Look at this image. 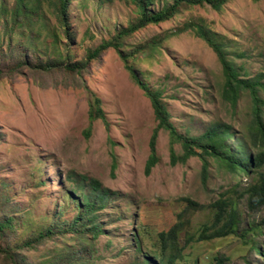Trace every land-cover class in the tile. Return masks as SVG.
I'll use <instances>...</instances> for the list:
<instances>
[{"label":"rangeland","instance_id":"374dc122","mask_svg":"<svg viewBox=\"0 0 264 264\" xmlns=\"http://www.w3.org/2000/svg\"><path fill=\"white\" fill-rule=\"evenodd\" d=\"M13 2L0 0V5L10 8ZM162 4L156 0L152 7L156 9ZM39 6L38 20L20 19L22 24L13 30L9 29V11L0 13V53L9 51L18 42L43 50L40 45L45 44V36L57 24L49 1L41 0ZM69 15L74 35L70 42L72 60L83 61L87 50L107 40L115 29L125 28L136 12L128 0H72ZM187 21L202 23L220 37L228 57L242 67L241 74L253 77L264 68V0H231L220 10L207 3L181 8L173 19L134 32L121 48L128 51L149 41L153 35L164 33L166 36ZM30 27L40 32L35 40L27 33ZM23 32L26 35L18 36ZM60 41L64 38L57 39L59 49L62 48ZM130 61L149 89L161 92V100L178 134L199 137L225 122L229 124V132L243 136L247 142L246 153L260 154L264 160V143L258 140L254 130L255 114L248 92L241 93L235 107L222 98L221 65L214 51L191 29L173 33L158 47L146 48L130 57ZM90 91L101 99L106 121L96 119L89 124ZM260 95L264 99L262 90ZM259 114L264 122V103ZM156 124L148 96L133 82L112 47L90 59L80 73H34L21 69L1 75L0 201L8 196L25 214L14 213L18 223L16 240L47 225L60 206L62 218H72L77 209L69 195L74 190L67 180L68 174L72 179H78L81 174L94 178L110 191L96 218L103 233L95 236L89 233L84 244L74 234L56 235L17 257L20 260L23 257V263L42 264L64 247L76 250L86 246L90 250L84 257L88 256L94 264H130L141 260L143 252L152 254L157 233L176 223L174 214L185 209L183 197L189 196L198 203L192 209L188 206L182 215L188 220L186 230L197 232L201 223L211 218L212 200L222 194L229 195V191H236L238 195L256 181L260 172L264 173V161L247 176L219 165L209 153L205 155L206 173L198 156L184 163H171V138L163 129H158L156 135L158 160L146 173L149 141ZM227 142L234 152L237 139L231 137ZM173 149L181 152L178 143ZM240 153L246 154L243 150ZM237 211L240 220L237 233H242L250 222L264 221V205H247L246 195H238ZM143 228L147 235L141 234L140 252L136 250L134 238ZM262 230L260 234L242 237L224 234L219 240L196 242L184 249L197 257L198 264H247L245 258L250 259L251 255L258 262L259 257L252 249L247 250L241 238L257 239V245L262 246L264 225ZM186 237L183 230L177 240L180 246ZM215 258H221V262ZM0 264L12 263L0 254Z\"/></svg>","mask_w":264,"mask_h":264},{"label":"trees","instance_id":"16d2710c","mask_svg":"<svg viewBox=\"0 0 264 264\" xmlns=\"http://www.w3.org/2000/svg\"><path fill=\"white\" fill-rule=\"evenodd\" d=\"M41 0H35L32 4L28 0H14L12 6L5 7L0 5V13H7L9 11L10 30L22 24L21 20H27L28 17L39 18V5ZM51 6V10L56 19V26L54 32L48 33L45 36V44L40 45L42 51L36 50L33 46L18 42L9 51L0 53V76L3 74H13L15 71L27 69L30 72H53L64 71L70 74L80 73L81 70L87 67L90 59L97 58L101 51L112 47L117 50L121 60L124 63L125 69L128 71L131 79L137 84L148 96L154 117L157 121L156 127L153 130L150 139V154L145 163V172L148 173L150 167L158 160L155 148L156 135L158 129L166 130L171 138L170 146V160L171 163L176 161L184 163L191 157L198 156L202 162L203 172H207V153L216 158L219 165H224L232 172H238L248 175L250 170L249 156L244 157L235 154L228 145V138L235 135L238 143L235 146L238 151L245 149L247 143L243 136L236 135V132H229V124H218L211 129L209 133H202L199 137L181 136L178 134L176 126L171 120V114L165 103L161 100V92L149 89L146 82L141 78L139 72L130 61V57L143 51L146 48L154 49L162 43V41L173 33H180L187 29H191L194 34L204 40L207 45L214 51L224 76L223 88L221 92L222 98L227 101L231 107H235L239 96L242 92L247 91L248 97L252 102L253 114L255 119L254 130L257 132L258 140L264 142V122L260 118V107L264 103L260 91L264 92V68L256 76H248L241 74V66H236L234 62L228 57V50L212 30L208 29L202 23L196 21H187L181 27H176L174 30L167 32V35L156 34L153 35L149 41L144 42L140 46L124 51L121 47L124 40L132 35L134 32L145 28L148 25H157L174 18V16L181 11V8H190L193 5L209 4L213 9L220 10L222 6L231 0H172L167 3V0H157L163 2L159 8H153V3L156 0H128L135 7L136 16L129 20L127 26L115 29L114 34L103 40L96 48L86 51V60L74 61L72 60V53L70 50V42L74 40V35L71 30L69 8L72 0H47ZM260 1V0H253ZM189 6V7H188ZM152 7V8H151ZM151 8V9H150ZM21 19V20H20ZM29 38L37 39L40 35L39 31H34L32 27L27 29ZM26 32L18 36H24ZM64 38L60 41L61 49L57 46V39ZM241 70V71H240ZM89 91V90H86ZM89 110L88 119L91 124L96 119L106 121L104 112L101 106V99L93 92H89ZM90 128V127H88ZM88 132V129H87ZM178 143L181 147V152L176 153L173 145ZM202 148H204L202 150ZM207 148L209 150H207ZM113 164L112 166H114ZM67 180L72 184V189L69 195L73 199L76 207V212L70 219L62 218L63 207L60 206L56 212L51 216L50 222L32 231L31 234L24 239L16 240L18 223L14 217V213L25 216L24 212L16 207L8 196H3L0 201V254L4 260L12 264H30L23 263L17 257L18 254L29 252L35 249L38 245L50 241L56 235L74 234L76 239L84 244L88 239L89 233L95 236L103 233L104 229L101 225L96 223L97 213L105 206L110 191L103 188L100 182L94 178H88L84 174L79 175L78 179H72L67 175ZM5 184L1 185L2 187ZM229 195L222 194L217 200H212L209 203L210 220L202 222L197 232H189L186 230L188 220L182 218L184 211L198 205L196 200L185 196L182 198L185 209L176 212L174 215L177 222L169 226L166 230H161L157 233V245L153 244L151 253L143 252L141 260L133 261L130 264H176L177 261H182L183 264H198L197 257L191 256L193 253L190 250L184 249L193 243H201L206 240H219L218 238L224 234H236L238 223L237 201L238 195L246 194V204L251 207L264 205V176L260 175L254 183L249 184L236 195V191L227 192ZM209 216V217H210ZM23 224L27 223L23 221ZM183 228V229H182ZM249 229L253 233H258L262 229L260 224L252 225ZM246 229L244 231H248ZM185 231L186 238L182 239L183 244L177 242L179 235ZM141 234L146 236V230L143 228L140 233H137L135 239L136 250L142 251ZM242 237V236H241ZM242 244L248 249L256 251V253L264 258V250L257 246V242L252 239L246 240L241 238ZM89 248L82 246L74 249L62 248L55 254L46 258L42 264H94L89 260V257H84V253L89 252ZM221 262V258H215ZM247 264H251L245 258ZM31 264H38L33 262ZM264 264V261L261 263Z\"/></svg>","mask_w":264,"mask_h":264},{"label":"clouds","instance_id":"9594fccd","mask_svg":"<svg viewBox=\"0 0 264 264\" xmlns=\"http://www.w3.org/2000/svg\"><path fill=\"white\" fill-rule=\"evenodd\" d=\"M236 135H238V134H236ZM233 137H235V136H233ZM236 138V137H235ZM238 142V141H237ZM264 143V142H263ZM236 148V147H235ZM245 149H243V151L246 153L247 152V149H246V146L244 147ZM239 149L238 148H236L235 150H234V152H236V154H238L239 156H241V157H244V156H246V155H248L249 156V158H248V161H250V166H248V167H250V170H249V172H248V174L250 173V172H252V171H255L257 168H259V167H261V165L263 164V159L260 157V154H252V151L250 152V153H246V154H241L240 153V151H238ZM242 151V150H241ZM236 174H238V172H235ZM241 173V172H240ZM242 174V173H241ZM246 175V174H245ZM260 175H262V176H264V173H262V172H260L258 175H257V178H258V176H260ZM248 176V175H247ZM256 178V179H257ZM244 195H246V194H244ZM243 195V196H244ZM247 196V195H246ZM238 222H240V220H239V216H238ZM257 224H260L261 226H262V228H263V225H264V221L263 222H261V223H256V222H250L248 225H247V228H245L244 230H246V229H249L252 225H257ZM243 230V232L242 233H236L235 235H239L240 237L241 236H243L244 234H254L253 233V231L251 230V229H249L248 231H244ZM262 229L260 230V232H258L257 234H260V233H262ZM227 235H229V234H227ZM250 239V238H249ZM246 240H248L247 238H246ZM252 240H254V239H252ZM243 240H241V242H242ZM255 242H257V239H255ZM258 246V245H257ZM258 247H260L261 248V250H264V245H262V246H258ZM253 251V254L254 255H256V256H258L259 257V261L257 262L256 261V259L255 258H253V256L251 255V258L250 259H247L248 261H250L251 262V264H261L263 261H264V258L262 257V256H260V255H258L257 253H256V251H254V250H252Z\"/></svg>","mask_w":264,"mask_h":264}]
</instances>
